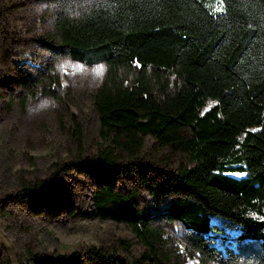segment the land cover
Wrapping results in <instances>:
<instances>
[{"label":"trees","instance_id":"16d2710c","mask_svg":"<svg viewBox=\"0 0 264 264\" xmlns=\"http://www.w3.org/2000/svg\"><path fill=\"white\" fill-rule=\"evenodd\" d=\"M52 1L61 7L50 52L105 67L92 106L94 156L108 177L93 192V214L130 228L146 248L142 258L169 254V239L138 208L137 193L114 185L124 161L141 167L151 136L188 156L165 193L172 195L167 215L189 229L192 252L230 264L257 244L264 264V0ZM32 181L21 183L22 192L41 204L50 190ZM98 250L92 254L105 264H134Z\"/></svg>","mask_w":264,"mask_h":264},{"label":"rangeland","instance_id":"374dc122","mask_svg":"<svg viewBox=\"0 0 264 264\" xmlns=\"http://www.w3.org/2000/svg\"><path fill=\"white\" fill-rule=\"evenodd\" d=\"M60 7L52 0H0V264H105L92 254L95 249L134 264H218L194 254L189 229L167 215L172 195L165 193V183L190 165L188 156L162 148L151 136L144 137L141 167L131 170L124 161L114 185L137 193L138 208L169 239V254L142 258L146 248L130 228L93 214V192L108 177L94 156L100 140L92 106L105 67L50 52ZM73 120L81 146L72 134ZM34 179L50 190L41 204L22 192L21 183L32 185ZM257 252V244L245 246L230 264H260Z\"/></svg>","mask_w":264,"mask_h":264}]
</instances>
